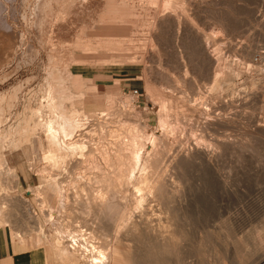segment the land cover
Wrapping results in <instances>:
<instances>
[{"label":"rangeland","instance_id":"1","mask_svg":"<svg viewBox=\"0 0 264 264\" xmlns=\"http://www.w3.org/2000/svg\"><path fill=\"white\" fill-rule=\"evenodd\" d=\"M48 1L47 8H52H49V11L45 8L42 14L44 17L47 16L46 12L48 17L53 14L50 19L47 17L49 20L45 18L52 21L50 24L41 20V14H35L36 4L40 0H0V31L3 30L0 33L4 35L5 41L9 37L12 43L9 55L6 56L4 51H0V94H6L2 106L5 114H11V117H8L11 120L8 119L0 130L6 131L10 125H16L17 121H23L30 114L32 116L33 110L40 111L38 113L41 114L42 121L49 119V103L52 97L57 98V93L51 91L54 90L53 81L48 73L54 61L60 65L65 57L74 53V91L84 92L86 99L88 98L84 103H78V106H82L80 108L89 113L87 114L94 121L91 128L97 127L98 131L96 127L93 130L97 131L95 135L100 136L101 141L95 136V143H98L96 147H101L95 150V159L104 164L103 152L100 149L111 147V142H121L116 136L108 134L110 130L121 133L123 141L127 142L135 136L138 140L147 141V144L149 140L153 141L162 134L167 140V149L162 144H156L159 146L154 149L157 155H154V152L151 158H154L152 162L155 158L158 160L156 162L159 170L160 167L163 169L157 170L154 162L155 166L147 168L146 171L155 173L154 176L164 177V180L166 177L164 183L170 185L165 183L167 190L161 187L162 192L168 191L163 192L168 198L161 192H155L154 197H148V200L151 198L152 201L144 203V207L135 203L138 195V192L137 195L133 194L136 191V180L128 182L124 186L126 189L121 191L123 193H118L116 199L120 198L119 202L115 199V204L118 203V206L123 208L116 205L114 210L104 209L103 214L99 207L91 202V208L85 207L86 210L91 209V212L86 211L82 204H79L82 202L80 198L82 197L85 203L91 195L92 198L90 196L88 200L90 202L92 199L94 202L100 193L97 183L89 184L85 180L87 173L92 175L86 171L88 168L82 169L81 177L85 181H81L74 172L63 170L67 166L65 161L59 162L58 165H48L43 154L49 149V143L41 129L36 136L30 137L29 142L22 136L20 146L16 149L10 145L14 137H7L9 140L0 138L1 161L5 162L4 166L14 168V176L18 179L15 181L9 177L4 180L2 178L0 186L6 188L12 198H27L31 211L41 226L38 232L31 230L30 226L26 227L34 224H27L28 219L21 217L25 215L23 206L20 205L21 209L9 204L7 208H14L15 216L12 214L13 218L2 217L5 221L1 219V224L5 222L2 225L8 226L6 229L9 230L13 241L17 242L14 234L17 235L19 228L21 231L24 230L23 227L28 228V233L25 231L26 234L22 238L25 240L22 249L34 248L38 254L47 251L50 264H77L71 255L67 257L69 261H66L65 257L64 260L58 256L59 258L53 261L51 258L54 249H57L56 240L59 238L56 230L83 226L82 228L86 229L91 227L87 230L101 238L105 247L111 248V262L105 264H264V0H88L89 3L87 0ZM53 1L56 2L53 4ZM79 4L87 6L86 9ZM67 8L71 12L66 10ZM89 12H92L91 15ZM38 18L43 23L38 21V24ZM83 19L87 20V24ZM40 24L43 25L39 27ZM41 30L45 32L42 40ZM160 34L161 37L158 36ZM152 41L157 43L158 47L155 44L154 49L150 47L149 43ZM54 51H60V54ZM17 89H20V92ZM101 111L109 112L110 115L113 113L112 125L104 124L106 128L100 126L98 117ZM224 116L228 118L225 119ZM214 120L221 124L218 122L217 126ZM206 121L209 124L213 121V124L207 126ZM162 122L167 128L171 127L170 131L164 129L166 127ZM135 125L138 126L137 129ZM135 129L137 131H133ZM162 130L165 132H161ZM144 132L147 136L141 137ZM101 133H105V137L100 135ZM147 137L151 139H146ZM160 146L165 147L164 152ZM115 147L114 145L112 148ZM186 149H192L195 156L191 150L189 154ZM210 150L212 151L209 152ZM179 153H188L190 156ZM193 156L194 158H191ZM175 162L181 172L175 167ZM41 167H47L48 171L52 169V172L44 175L38 171ZM54 168H57L56 171ZM139 170L137 179L141 176ZM178 173L185 176L182 177ZM50 174L57 176L56 178L61 176L57 180L62 182L66 189L62 187L58 188V191L54 188V193V189L48 185ZM172 176L179 179L182 177V184L178 186L179 182H175V185V178ZM40 185L42 187L38 188ZM83 187L89 188L86 189L89 193L84 192ZM81 190L86 196L83 197ZM125 190L130 193L127 194ZM180 190L184 191L181 193ZM37 193L40 195L37 196ZM76 194L79 197H76ZM124 196L129 199L126 201ZM77 198L78 204L75 203ZM159 204L161 208H166L162 210ZM133 207L136 208L131 220L134 224L130 221L129 227H123L113 219L125 209L134 211ZM137 211L146 217L161 216L163 220L159 222L160 218L154 219L156 223L161 224L151 227L140 226L138 222L141 215ZM48 213H53L54 219H48ZM168 215L173 218V222ZM110 216L112 218H108ZM92 220L94 226L91 225ZM113 221L117 224L114 225ZM124 228L128 235L124 233ZM155 234L167 235L169 239L164 242L156 240ZM68 235L63 233V236H67L64 239L66 244L71 239ZM171 235L174 239L170 238ZM42 257V261L49 264L45 256Z\"/></svg>","mask_w":264,"mask_h":264},{"label":"bare ground","instance_id":"2","mask_svg":"<svg viewBox=\"0 0 264 264\" xmlns=\"http://www.w3.org/2000/svg\"><path fill=\"white\" fill-rule=\"evenodd\" d=\"M133 1V0H132ZM172 1V0H171ZM48 0H40V2L39 3H37L36 5V12H35V14H37V15H39V14H41L42 15V17H41V20L42 21H47V20H45V18L46 19H48L49 17H51L52 15H50L49 17H48V13L46 12V14H47V16L46 17H44L43 16V14H42V12L44 13L45 11L44 10H46L45 8H47V5H48ZM52 1H50V3H51ZM54 2H56V1H53V4H54ZM58 2H59V0H58ZM84 2V1H83ZM83 2H82V4H83ZM86 2H88V0L86 1ZM143 2V1H142ZM141 2V3H142ZM224 2V1H223ZM77 3V2H76ZM89 3V2H88ZM88 3H86V4H88ZM103 3H105V2H103ZM130 3V2H129ZM145 3H147V1L145 2ZM166 3V2H165ZM169 3V2H168ZM167 3V4H168ZM56 4V3H55ZM58 4V3H57ZM57 4H56V6H57ZM80 4H81V2H80ZM79 4V5H80ZM85 3H84V5H86ZM218 4V3H217ZM72 5V4H71ZM70 5V6H71ZM93 5V4H92ZM91 5V6H92ZM156 5V4H155ZM158 5V4H157ZM170 5V4H169ZM49 6V5H48ZM59 6V5H58ZM57 6V7H58ZM74 6H75V4H74ZM81 6V5H80ZM83 6V5H82ZM81 6V7H82ZM164 6V5H163ZM54 7V6H53ZM67 7H69V6H67ZM71 7H73V5L71 6ZM83 7H85V6H83ZM87 7V6H86ZM86 7L84 8V9H86ZM100 7V6H99ZM165 7V6H164ZM172 7H174V6H172ZM52 8V6L51 7H48L47 8V11H49L50 9ZM103 7H101V9H102ZM163 8V7H162ZM169 9L171 8L170 6L168 7ZM167 8V9H168ZM56 9V8H55ZM54 9V11L56 12V10ZM62 9H64V8H62ZM70 9V8H69ZM81 9H83V8H81ZM88 9V8H87ZM92 9V8H91ZM178 9V8H177ZM176 9V10H177ZM66 10H68V8L66 9ZM96 10V9H95ZM95 10H93V15H95ZM149 10V9H148ZM68 11H70V10H68ZM73 11V10H72ZM78 11H79V9H78ZM92 11V10H91ZM122 11V10H121ZM125 11V10H124ZM167 11H169V10H167ZM171 11V10H170ZM41 12V13H40ZM71 12V11H70ZM87 12V11H86ZM149 12V11H148ZM185 12V11H184ZM49 13H51V12H49ZM54 13V12H53ZM68 13V12H67ZM75 13V12H74ZM90 13V15H91V13L92 12H89ZM106 13V12H105ZM178 13H179V9H178ZM69 14V13H68ZM97 15V14H96ZM148 15H149V13H148ZM170 15V14H169ZM168 15V16H169ZM172 15H175V14H172ZM85 16V15H84ZM130 16V15H129ZM176 16V15H175ZM48 17V18H47ZM92 17H94V16H92ZM221 17V16H220ZM118 18H120V17H118ZM168 18V17H167ZM180 18V17H179ZM50 19V18H49ZM48 19V20H49ZM52 19V18H51ZM151 19V18H150ZM171 19V18H170ZM84 20V19H83ZM93 20V19H92ZM124 20V19H123ZM38 21H39V18H38V20H37V23H38ZM41 21V22H42ZM54 21V20H53ZM87 20H84L83 22H85L86 24H87V22H86ZM94 21V20H93ZM173 21H174V19H173ZM172 21V22H173ZM40 21H39V23H41ZM44 22V23H45ZM47 22H49L48 24H50L52 21H47ZM46 22V23H47ZM73 22H74V20H73ZM164 22H165V20H164ZM38 23V24H39ZM43 23V22H42ZM96 23V22H95ZM94 23V24H95ZM179 23H181V21L179 22ZM55 24V23H54ZM43 24H40L39 25V27L40 26H42ZM89 25V24H88ZM153 25V24H152ZM171 25V24H170ZM73 26V25H72ZM163 26V25H162ZM219 26V25H218ZM233 26V25H232ZM44 27V26H43ZM70 27V26H69ZM179 27H181V26H179ZM153 28V27H152ZM229 28V27H228ZM42 29H44V28H42ZM155 29V28H154ZM162 29V28H161ZM217 29V28H216ZM221 29H222V27H221ZM221 29H220V31H221ZM180 30V29H179ZM218 30H219V27H218ZM217 30V32H220V31H218ZM2 32H3V30H1ZM0 31V32H1ZM42 31V33L43 34H41L42 36H40V38H41V40H42V37H43V35H45V32L43 31V30H41ZM222 31H223V29H222ZM151 32V31H150ZM155 32V31H154ZM160 33V32H159ZM224 33V32H223ZM223 33H221V34H223ZM227 33V32H226ZM155 34V33H154ZM154 34H152V35H154ZM144 35V34H143ZM147 36V35H146ZM158 36H160L161 37V34L160 35H158ZM20 37V36H19ZM150 38V37H149ZM153 38H155V37H153ZM166 38V37H165ZM202 38V37H201ZM5 38H4V35H2L1 33H0V51H4V53H5V55L7 56V55H9V52H10V48H11V46H12V43L10 42V39H9V37L7 38V41H5L4 40ZM131 39V38H130ZM157 39V38H156ZM73 40V39H72ZM143 40H145V39H143ZM151 40V39H150ZM160 40V39H159ZM206 40V39H205ZM23 41V40H22ZM112 41V40H111ZM115 41H116V39H115ZM120 41H122V40H120ZM124 41V40H123ZM127 41V40H126ZM125 41V42H126ZM148 41H149V39H148ZM157 41H158V39H157ZM201 41H202V39H201ZM13 42V41H12ZM150 42V41H149ZM159 42V41H158ZM91 43V42H90ZM104 43V42H103ZM160 43V42H159ZM162 43V42H161ZM160 43V44H161ZM148 44V43H147ZM150 44V47H152L153 49H154V47H155V45L157 44V43H153V41L151 42V43H149ZM153 44H155L154 46H153ZM163 44V43H162ZM161 44V45H162ZM14 45V44H13ZM145 45V44H144ZM159 45V44H158ZM205 45V44H204ZM157 46V45H156ZM31 47V46H30ZM71 47V46H70ZM158 47V46H157ZM161 47V46H160ZM149 50V49H148ZM158 50V49H157ZM68 52H69V50H67ZM154 51H156V50H154ZM35 52H36V50H35ZM53 52V51H52ZM55 53H57V51H54ZM70 52H72V51H70ZM157 52V51H156ZM52 54V53H51ZM57 54H60V51H58V53ZM56 54V55H57ZM67 54V53H66ZM65 54V55H66ZM50 55V54H49ZM68 55V54H67ZM155 55V54H154ZM52 56H53V54L52 55H50V57H51V59L50 60H52ZM76 54H74V53H72V54H70L69 56H67V57H65V60H63V62H62V64H60V65H57L56 64V62L54 61L53 62V67L50 69V73H48V74H50V77H51V79H52V81H53V88H54V90L52 89L51 91L52 92H54V91H56V96H57V98L56 97H52V101H51V103H49V105H50V113L51 114H48V115H50V117H49V119L47 120V121H42L41 119H40V116H41V114H39L38 113V111H32L33 112V114H32V116H31V114L30 115H28V117H26L23 121H17V124L16 125H10L8 128H7V130L6 131H2V130H0V138L1 139H7V140H9V138H7V137H14V140L12 141V144H10V142H11V139H10V142H9V144L11 145V146H13L15 149L16 148H18L19 146H20V143H21V138H22V136H25V141L26 142H29V140H30V137L31 136H36L38 133H39V130L41 129L42 130V132L44 133V135H45V137H46V140L48 141L47 143H49V149L43 154L44 155V159H45V162L46 163H48V165H54V164H57L58 165V163L59 162H61V161H65L66 163H67V166H66V168L65 169H63V170H66V172H69V171H71V172H74L75 174H76V177L79 179V178H81L82 179V173L81 172H83L82 171V169H84V168H88V169H90V170H86L87 172H90V173H92V175H90V174H86V176H87V178H85V180H87L88 182H89V184L90 183H92V182H95V183H97L96 185H98V187H99V194H98V196L95 198V200H94V202L92 201V199L90 200V202H89V200H88V198L91 196V195H89L88 196V194H87V196H88V198L86 199V201H85V203H83V199H81L80 198V201L82 200V202H80L79 204H82V206H83V208L85 209V207H86V209L87 208H91L92 207V205H91V202H92V204H94V205H96L97 207H99V209H100V212L101 213H103V212H105L104 211V209H108V210H114L115 208H116V205H117V207L118 208H121V207H119L118 206V203H116L115 204V199L116 198H118L117 196H119L118 195V193L120 194L121 193V191H122V189L123 188H125L126 189V187H124L125 186V184H127L128 182L130 183H132V181L134 182L135 180H136V182H135V187L134 188H136V191L135 192H133V194L135 193L136 195H137V192H138V195H137V197L135 198V203L136 204H138V206L139 205H142V206H144L143 204L144 203H146L147 201H149V203L152 201L151 200V198H149L150 200H148V197H154V194H155V192H156V194L157 193H163V192H167L168 193V191H161V187H164L165 186V183H166V185L168 186V185H170V183L168 184L167 182H165L164 183V181H166L167 180V178L165 177V179L166 180H164L163 178V176H165L164 174H163V178H161V177H157V176H154V174H150V172L148 173L147 171H146V169L147 168H149V167H152V166H155V163H156V166H155V168H157V170H159V168H158V166H157V163L158 162H156V158H155V163L154 162H152L153 161V159L154 158H151L152 156V153H154L155 152V150L154 149H156L155 147H157L158 145H160V144H162V145H164L165 146V142L167 141L166 139H165V137L164 136H162V134L161 135H157L158 136V138H156L155 140L153 139V141L151 140H149V143L147 144V141H143V140H138L135 136H133V134H132V132H131V135L133 136V138H131V139H129V140H127V142L126 141H123L122 139H124V138H122V136H121V133H119L117 130H110L109 131V133L108 134H110V136H116L117 137V139L118 140H121V142H115V143H112L111 142V144L114 146H116L115 147V149L114 148H112L113 146L111 145V147L110 146H108V148H107V146H105V147H103V149H100V150H102V159H103V162H104V164H102V163H100V162H98L96 159H95V156H94V152H95V150H99V148H101V147H96L97 146V144L98 143H95V136H98V135H95V134H97L96 132L98 131L97 130V127H96V132H95V130H93L94 128H91V126L93 125L92 124V121L93 120H91V118H90V116L88 115L89 113L88 112H86V111H84V110H82L81 108H82V106H78V103H80L81 101H83V103H84V100H87L86 99V94L84 93V92H75L74 91V87H73V83H72V80L74 79V77H75V72H74V66H75V64H73L74 63V61L76 60ZM55 59V57L53 58V60ZM61 59V58H60ZM49 60V58H48V61H50ZM56 61H58L57 60V57H56ZM52 62V61H51ZM50 63V62H49ZM56 65H55V64ZM52 63H50L49 65L50 66H52L51 65ZM47 80V79H46ZM46 82V81H45ZM47 84L49 85V83L47 82ZM19 86V85H18ZM17 86V87H18ZM14 88V87H13ZM14 89H16V87L14 88ZM11 90H13V89H11ZM18 90V89H17ZM19 92H20V89L18 90ZM12 92V91H11ZM14 92V91H13ZM12 92V93H13ZM1 93V92H0ZM15 93L17 94V92H16V90H15ZM48 93H49V91H48ZM12 95V94H11ZM52 95V94H51ZM4 96L6 97V94H0V129L2 128V126H3V124L5 123V122H7L8 121V117L10 116L11 117V114H5V109H4V107L2 106V103H4ZM13 96H15V95H13ZM19 95L17 94V96L16 97H18ZM49 96V95H48ZM92 96H94V95H92ZM10 98V97H9ZM8 98V99H9ZM13 98V97H12ZM55 98V99H54ZM95 98V97H94ZM6 99V98H5ZM14 99H17V98H15L14 97ZM19 99V98H18ZM17 99V100H18ZM12 100V99H11ZM44 100H46V99H44ZM203 100V99H202ZM191 101V100H190ZM204 101V100H203ZM15 102H16V100H15ZM49 102V101H48ZM18 103V102H17ZM82 103V102H81ZM12 104V103H11ZM10 104V105H11ZM43 104H44V102H43ZM68 104V105H67ZM202 104V103H201ZM204 104V103H203ZM7 105H8V102H7ZM14 104H12L11 106H13ZM17 105V104H16ZM82 105V104H81ZM205 105V104H204ZM44 106H45V104H44ZM43 106V107H44ZM10 107V106H9ZM9 107H7L8 108V110H9ZM12 108V107H11ZM13 108H14V106H13ZM12 108V109H13ZM41 108V107H40ZM39 108V109H40ZM46 108H48V107H45V109ZM204 108V107H203ZM231 108V107H230ZM44 109V108H43ZM49 109V108H48ZM11 111V110H10ZM44 111V110H43ZM110 111V110H109ZM170 111V110H169ZM19 112V111H18ZM40 112V111H39ZM171 112V111H170ZM210 112V111H209ZM214 112V111H213ZM12 113V112H11ZM88 113V114H87ZM100 113V116L98 117V122L100 123V126H103L104 124H111V123H113V121H112V119H113V113L111 114L112 115V118H111V115L109 114V112H105V111H101V112H99ZM204 113H205V111H204ZM221 113V112H220ZM14 114V113H13ZM16 114V113H15ZM21 114V113H20ZM171 114V113H170ZM216 114V113H215ZM25 115V114H24ZM99 115V114H98ZM115 115V114H114ZM21 116V115H20ZM97 116V115H96ZM17 117V116H16ZM173 117V116H172ZM219 117V116H218ZM225 117V116H224ZM227 117V116H226ZM226 117H225V119H226ZM115 118V117H114ZM228 118V117H227ZM38 119H40V120H38ZM167 119V118H166ZM172 119V118H171ZM207 119V118H206ZM220 119V117L218 118V120ZM222 119H223V117H222ZM225 119H223V120H225ZM9 120H11V118L9 119ZM38 120V121H37ZM120 119H118V121H119ZM169 120V119H168ZM175 120V119H174ZM179 120V119H178ZM117 121V122H118ZM164 121H166V120H164ZM215 122H217L216 120H214ZM227 121V120H226ZM94 122V121H93ZM96 122V121H95ZM115 122V121H114ZM173 122V121H172ZM207 122V121H206ZM210 122V121H209ZM212 123H210L211 125L213 124V121H211ZM215 122H214V124H215ZM219 122V121H218ZM217 122V126H218V124L221 122L222 123V121H221V119H220V122L218 123ZM228 122V121H227ZM227 122H226V124H227ZM116 123V122H115ZM122 123V122H121ZM123 123H125L124 121H123ZM127 123H129V122H127ZM163 123V125H165V123L164 122H162ZM162 123L160 124L161 126H162ZM168 123H170V122H167V124ZM174 123V122H173ZM172 123V124H173ZM177 123V125H178V122H176ZM175 123V124H176ZM182 123V122H181ZM181 123H180V125H181ZM205 123V122H204ZM208 123V122H207ZM206 123V125L208 126V125H210L209 123L207 124ZM220 123V124H221ZM224 123V122H223ZM8 124V123H7ZM6 124V125H7ZM117 124V123H116ZM126 124V123H125ZM125 124H123V125H125ZM97 125V124H96ZM112 125V124H111ZM174 125V124H173ZM176 125V126H177ZM179 125V126H180ZM205 125V124H204ZM224 125V124H223ZM117 126H118V124H117ZM128 126V125H127ZM129 126H130V124H129ZM136 126V125H135ZM169 126H171V125H169ZM176 126L174 127V126H172V127H174V128H176ZM194 126V125H193ZM103 127H105V126H103ZM134 127V126H133ZM137 127L138 126H136V129H137ZM164 127V126H163ZM165 127L166 128H164V129H167L168 131H170V129L169 128H171V127H169V128H167V126L165 125ZM212 127V126H211ZM106 128V127H105ZM109 128H111V127H109ZM127 128V127H126ZM125 128V129H126ZM129 128V127H128ZM127 128V129H128ZM160 128H162V127H160ZM173 128V130H175ZM178 128V127H177ZM176 128V129H177ZM180 128V127H179ZM108 129V128H107ZM106 129V130H107ZM116 129V128H115ZM122 129V128H121ZM124 129V128H123ZM126 129V131L128 132V130ZM133 130V131H137V130ZM163 129V128H162ZM204 130H207V129H205V128H203ZM105 130V129H104ZM120 130V129H119ZM129 130L130 131H132L130 128H129ZM141 130V129H140ZM166 130V131H167ZM172 130V131H173ZM100 132H102V131H100ZM106 132V131H105ZM121 132V131H120ZM126 132V133H127ZM161 132H165V130H162ZM174 132V131H173ZM172 132V133H173ZM123 133V132H122ZM125 133V134H126ZM138 133V132H137ZM136 132H135V134H137ZM105 134V133H104ZM104 134H100V135H104ZM144 135L143 136H141V137H145V136H147L146 134V132H144L143 133ZM167 134V133H166ZM168 134H169V132H168ZM106 135V134H105ZM105 135H104V137H105ZM127 135V134H126ZM141 135H142V133H141ZM165 135V134H164ZM129 136V135H128ZM131 136V137H132ZM155 136V135H154ZM103 137V136H102ZM101 137V138H102ZM104 137H103V140H104ZM115 137V138H116ZM130 137V136H129ZM167 138H168V136H166ZM173 137V136H172ZM98 138H99V141H100V136H98ZM115 138H113V141H114V139ZM108 139H110V138H108ZM116 139V140H117ZM146 139H151V138H149V137H147ZM106 140V139H105ZM104 140V141H105ZM126 140V139H125ZM2 141H4V140H2ZM98 141V142H99ZM1 142V141H0ZM6 142V141H5ZM101 142V141H100ZM99 142V143H100ZM152 142V143H151ZM169 142V141H168ZM24 143V142H23ZM106 143H107V140H106ZM108 143H109V141H108ZM159 143V144H158ZM173 143V142H172ZM2 144V143H1ZM156 144H158L157 146H156ZM168 144V143H167ZM4 145V144H3ZM9 145V146H10ZM22 145V144H21ZM101 145V144H100ZM107 145V144H106ZM161 145V146H162ZM172 145V144H171ZM171 145H170V147H171ZM160 146V148L162 149V151H163V149L165 150V147L164 148H162ZM168 146V145H167ZM2 147V146H1ZM0 147V148H1ZM151 149H150V148ZM159 147V146H158ZM198 148H199V146H197ZM196 147V148H197ZM149 148V149H148ZM201 148V147H200ZM199 148V149H200ZM112 149H114V150H112ZM166 149H167V147H166ZM169 149V148H168ZM183 149V148H182ZM189 149V148H188ZM193 149V148H192ZM192 149H190L191 150V153H192V155L194 154V156H195V153H193L192 151ZM202 149V148H201ZM204 149V148H203ZM3 150V149H2ZM160 150V149H159ZM158 149H157V151H159ZM187 150V149H186ZM190 150H187L188 151V153L189 154H191L190 153ZM198 150V149H197ZM161 151V150H160ZM162 151H161V153H162ZM167 151V150H166ZM182 151V150H181ZM212 150H210L209 152H211ZM97 152V151H96ZM164 152V151H163ZM170 152V151H169ZM180 152V151H179ZM186 152V151H185ZM194 152H195V148H194ZM183 153H184V150H183ZM183 153H179V155H183ZM187 153V154H188ZM197 153V152H196ZM199 153V152H198ZM201 153V152H200ZM4 154V153H3ZM98 154V153H97ZM186 154V153H185ZM184 154V155H185ZM186 154V155H187ZM100 155V154H99ZM154 155H157V153L155 152L154 153ZM183 155V156H184ZM191 155V156H192ZM198 155V154H197ZM160 156V155H159ZM188 157L190 156V155H187ZM194 156L193 157H191V158H194ZM96 157H97V155H96ZM186 157V156H185ZM199 157H201V156H199ZM5 159H6V157H4ZM98 158V157H97ZM187 158V157H186ZM196 158V157H195ZM205 158H206V156H205ZM160 159V158H159ZM201 159V158H200ZM7 160V159H6ZM173 160V159H172ZM193 160V159H192ZM198 160V159H197ZM203 160V159H202ZM158 161V160H157ZM160 161H161V159H160ZM193 161H195V160H193ZM192 161V162H193ZM177 162V161H176ZM175 162V167H177V163ZM189 162V161H188ZM187 162V163H188ZM5 163V162H4ZM4 163H3V161H1V158H0V180L2 179V180H4L5 178H12V179H15V181L16 180H18L17 178H15V176H14V174H16L15 173V170H14V168H12V167H10V166H4ZM153 163H154V165H153ZM160 163V162H159ZM189 163H191V162H189ZM8 164V161H7V163H6V165ZM164 164V163H163ZM160 166H161V163H160ZM173 166V165H172ZM52 167V166H51ZM50 167V168H51ZM56 167V166H55ZM59 167V166H58ZM42 168V167H41ZM179 168V166L177 167V169ZM40 169V168H39ZM52 169H53V167H52ZM51 169V170H52ZM56 169L57 168H54V170L56 171ZM139 169H141V170H143V171H140ZM161 169H163V168H161L160 167V170ZM173 169H175V171L177 170L176 168H174L173 167ZM182 169V168H181ZM48 171L47 170V167H43L42 169H40V170H38V171H41V172H43V174L45 173V174H47L48 172H52V171ZM140 171L141 172V176L137 179V176H138V174H137V171ZM150 170V169H149ZM159 170V171H160ZM179 170V169H178ZM37 170H36V172H38ZM58 171V170H57ZM180 171V170H179ZM178 171V172H179ZM40 172V173H41ZM65 172V173H66ZM181 172V171H180ZM183 172V171H182ZM54 173V172H53ZM70 173V172H69ZM73 173V174H74ZM86 173V172H85ZM144 173V174H143ZM185 173V172H184ZM44 174V175H45ZM59 174V173H58ZM57 174V175H58ZM64 174V173H63ZM68 174V173H67ZM66 174V175H67ZM82 174V175H81ZM143 174V175H142ZM171 174V173H170ZM175 174H176V172H175ZM178 174H180V173H178ZM55 175H56V173H55ZM55 175H53V174H50L49 175V181H48V185H49V187H52L53 189L54 188H56V189H58V188H62L63 186H62V182H60V181H58L57 179L59 178V177H61V176H59L58 178H56L55 177ZM79 177H78V176ZM90 175V176H89ZM137 175V176H136ZM177 175V174H176ZM181 175V174H180ZM5 176V177H4ZM68 176V175H67ZM71 176V175H70ZM73 176V175H72ZM178 176V175H177ZM176 176V177H177ZM182 176V175H181ZM183 176H185V175H183ZM182 176V177H183ZM18 177V176H17ZM84 177V176H83ZM179 177V176H178ZM177 177V178H178ZM181 177V178H182ZM69 178V177H68ZM71 178V177H70ZM76 178V179H77ZM172 178H175V177H173L172 176ZM177 178H175L174 180H173V182H174V184H175V182H179V183H177V185L179 184H182V183H180V182H182V181H180L181 180V178L179 179H177ZM46 179H47V175H46ZM62 179V178H61ZM75 179V180H76ZM69 180V179H68ZM73 180V179H72ZM84 179H82L81 181H85ZM172 180V179H171ZM175 180H177V181H175ZM185 180V179H184ZM14 181V180H13ZM78 181V180H77ZM76 181V182H77ZM1 182V181H0ZM169 182V181H168ZM172 182V183H173ZM184 182V181H183ZM72 183V182H71ZM74 184V183H73ZM76 184V183H75ZM92 184H94V183H92ZM174 184H172V185H174ZM184 184H186V183H184ZM76 185H80V184H76ZM87 185V184H86ZM95 185V186H96ZM128 185H130V184H128ZM133 185V184H132ZM176 185V184H175ZM178 185V186H179ZM65 186H66V184H65ZM75 186V185H74ZM88 186V185H87ZM127 186V185H126ZM182 186V185H181ZM181 186L179 187V189L181 188ZM184 186V185H183ZM182 186V187H183ZM40 187H42V185H40L38 188H40ZM130 187V186H129ZM173 187H177V186H173ZM185 187V186H184ZM66 189V187H63L62 189ZM77 188H79V187H77ZM95 188V190L97 191V189ZM166 190H167V188L166 187H164ZM164 188H162L163 190H164ZM169 188V187H168ZM8 189V188H7ZM64 189V190H65ZM81 189V188H80ZM87 188H85V187H83L82 188V190L85 192V191H87L86 190ZM90 189H92L91 187H90ZM159 189V190H158ZM170 189H171V187H170ZM174 188H172V190H173ZM81 190V191H82ZM130 190V189H129ZM158 190V191H157ZM58 191H59V189H58ZM61 191V190H60ZM83 191H82V193H83ZM127 190H125L124 192H126ZM171 191V190H170ZM175 191V190H174ZM178 192H179V190H177ZM181 191H184V190H180V192ZM88 192V191H87ZM54 193H55V189H54ZM64 193V192H63ZM62 193V194H63ZM89 193V192H88ZM123 193V192H122ZM121 193V194H122ZM127 194H129L128 192H126ZM160 193V194H161ZM170 193H172V192H170ZM182 193V192H181ZM180 193V194H181ZM185 193V192H184ZM125 194V193H124ZM123 194V195H124ZM126 194V195H127ZM164 194V193H163ZM173 194V193H172ZM177 194H179V193H177ZM40 195V193H37V196H39ZM42 195V194H41ZM76 195H78V194H76ZM83 195V197H84V195L86 196V194H82ZM122 195V196H123ZM149 195V196H148ZM165 195V197H167L168 198V196H166L167 194H164ZM171 195V194H170ZM183 195V194H182ZM94 196H95V194H94ZM93 196V197H94ZM121 196V197H122ZM134 196V195H133ZM59 197V196H58ZM63 197V196H62ZM76 197H79V195L78 196H76ZM124 197H126V196H124ZM123 197V198H124ZM128 197H129V195H128ZM128 197H126V198H124V199H126V201H127V198ZM131 197V196H130ZM129 197V198H130ZM135 197V196H134ZM133 197V198H134ZM183 197H185L184 195H183ZM91 198H92V196H91ZM98 198V199H97ZM128 198V199H129ZM156 198V197H155ZM39 199V198H38ZM79 198H77L76 199V201H75V203H77L78 204V202L77 201H79L78 200ZM120 199V198H119ZM119 199H116V202L118 201L119 202ZM122 199V198H121ZM153 199V198H152ZM175 199V198H174ZM185 199V198H184ZM154 200V199H153ZM163 200H164V198H163ZM182 200V199H181ZM123 201V200H122ZM156 201H157V204H158V200L156 199ZM30 201L27 199V198H25L24 196H20V197H10L9 195H8V192H7V190H6V188H4L2 185L0 186V227H1V225L3 224V223H5V222H3L2 224H1V219H2V217H4V216H9V218H13V216H12V214H14L15 212V209L13 208V210L11 209H9V208H7V206L9 205V204H11L12 205V207L13 206H17V207H20L21 208V206H23V209H24V214L25 215H21V217H23L24 218V216H25V219L27 220L28 219V222H27V224H34V225H28V226H26V227H29L30 226V228H31V230H33V231H35V232H38L39 231V228L41 227L40 226V224H39V221H38V219H37V217L35 216V215H33V213H32V211H31V204L29 203ZM130 202V201H129ZM155 202V201H154ZM45 202H43V205H45L44 204ZM74 203V204H75ZM120 203H121V200H120ZM124 203H125V200H124ZM127 203V202H126ZM156 203V202H155ZM181 203H183L182 201H181ZM129 204V203H128ZM136 204H134V205H136ZM166 204V203H165ZM21 205V206H20ZM76 205V204H75ZM93 205V206H94ZM154 205V204H153ZM160 205V204H159ZM133 206V205H132ZM137 206V207H138ZM155 206H156V204H155ZM154 206V207H155ZM158 206V205H157ZM163 206H165V205H163ZM169 206V205H168ZM11 207V208H12ZM16 207V208H17ZM44 207V206H43ZM95 207V206H94ZM135 207V206H134ZM133 207V208H134ZM141 207V206H140ZM145 207V206H144ZM148 207V206H147ZM159 207V206H158ZM19 208V209H20ZM123 208V207H122ZM133 208H131V209H133ZM143 208V207H142ZM141 208V209H142ZM152 208V207H151ZM159 208H161V205H160V207ZM164 208H166V207H164ZM164 208H161L162 210L164 209ZM187 208L188 207H186V210H187ZM18 209V208H17ZM18 209V210H19ZM22 209V208H21ZM20 209V210H21ZM75 209V208H74ZM78 209V208H77ZM81 209V208H80ZM85 209V210H86ZM136 208H134V211H132V210H130V209H125V210H123L122 212H119V214H118V216H117V218H113V219H115L116 220V222H118V224L120 223V224H122L123 225V227H129V223H130V221L133 219V217H134V214L136 213L135 210ZM141 209H139V210H141ZM157 209V208H156ZM170 209V208H169ZM168 209V210H169ZM19 210V211H20ZM90 210V212H91V209H89ZM89 210H86V211H89ZM93 210V209H92ZM108 210H106V211H108ZM145 211H146V209H144ZM158 210H160V209H158ZM168 210H167V212H168ZM18 211V212H19ZM83 211V210H82ZM94 211V210H93ZM153 211V210H152ZM161 211V210H160ZM17 212V211H16ZM17 212V213H18ZM47 212V211H46ZM138 213H140L139 211H137ZM143 212V211H142ZM173 212V211H172ZM23 213V212H22ZM82 213V212H81ZM94 213H95V211H94ZM146 214H147V212H145ZM145 213H144V215H145ZM161 214H162V212H160ZM169 213V212H168ZM104 214V213H103ZM107 214H109V213H107ZM107 214H106V216H107ZM157 214V213H156ZM20 215V214H19ZM18 215V216H19ZM81 215V214H80ZM83 216H84V214H82ZM117 215V214H116ZM140 221L138 222V224L140 225V226H149V227H151V226H153V225H155V224H161V223H159V222H162V220L163 219H161V216H157V217H146V216H142V214L140 213ZM148 215H149V213H148ZM169 215H170V213H169ZM169 215H168V217H169ZM174 214H172V216H173ZM14 216H15V214H14ZM89 216V215H88ZM138 216H139V214H138ZM150 216V215H149ZM163 216V215H162ZM20 217V216H19ZM104 217V216H103ZM135 217H136V215H135ZM167 217V216H166ZM174 217V216H173ZM72 218V217H71ZM108 218H112L111 216L110 217H108ZM107 218V219H108ZM138 218H136V219H138ZM159 218H160V220L161 221H159L158 223H156L157 221L155 220L154 221V219H158L159 220ZM169 218H171V217H169ZM48 219H54V214L53 213H48ZM92 219V218H91ZM172 219V222H173V218H171ZM170 219V220H171ZM187 219V218H186ZM3 220V219H2ZM109 220H112V219H109ZM114 220V221H115ZM168 221H169V219H167ZM175 220H177V218L175 219ZM3 221H5V219L3 220ZM17 221H19V220H17ZM96 221V220H95ZM113 221V223H115ZM166 221V220H165ZM91 222H93V220L91 221ZM112 222V221H111ZM131 222H133V221H131ZM175 222H177V221H175ZM7 223V222H6ZM11 223V222H10ZM15 223V222H14ZM65 223V222H64ZM63 223V224H64ZM69 223V222H68ZM107 223H108V221H107ZM169 223V222H168ZM167 223V224H168ZM23 224H24V222H23ZM71 224V223H70ZM96 224V223H95ZM109 224V223H108ZM111 224V223H110ZM117 223H115L114 225H116ZM119 224V225H120ZM132 224H134V222L132 223ZM162 224H164V223H162ZM165 224H166V222H165ZM171 226H172V223H171V221H170V223H169ZM168 224V225H169ZM174 224V223H173ZM6 225V224H5ZM10 225V224H9ZM73 225V224H72ZM78 225V224H77ZM76 225V226H77ZM86 225V224H85ZM84 225V226H85ZM89 225V224H88ZM87 225V226H88ZM91 225L92 226H94V222H93V224L91 223ZM7 226V225H6ZM74 226V225H73ZM86 226V227H87ZM109 226V225H108ZM130 226H131V224H130ZM139 226V227H140ZM143 226V227H144ZM159 226V225H158ZM20 227V226H19ZM83 227V226H82ZM81 226H79V227H71L70 229H66V230H62V229H58V230H56V234H58V236H59V238L56 240V245H57V249H54L55 250V252L53 253V255H52V258H51V260L53 261V260H55V259H57V258H67L69 255H71L72 257H74L75 258V260H76V263L77 264H105V263H110L111 262V260H110V257H109V252H110V249L108 248V247H105L104 245H103V243H102V239L100 240L99 238H98V236L96 237L95 236V234H94V232L92 233V231H88L87 229H91V227L90 228H82ZM112 227V226H111ZM114 227V226H113ZM119 227V226H118ZM137 227H138V225H137ZM169 227V226H168ZM174 227V226H173ZM172 227V228H173ZM24 228V230L23 231H21V228H19L20 229V231H18L17 232V236L19 237V238H23L24 237V234H26V233H24L27 229H25V227H23ZM72 228H74L73 230H72ZM148 228V227H147ZM155 228V227H154ZM18 229V230H19ZM93 229H95V228H93ZM104 229V228H103ZM110 229V228H109ZM140 229V228H139ZM144 229V228H143ZM152 229V228H151ZM30 229H29V231H31ZM96 230V229H95ZM106 230V229H105ZM118 230V229H117ZM124 230H125V228H124ZM132 230H133V228H132ZM137 229L135 228V226H134V231H136ZM147 230V229H146ZM162 230V229H161ZM32 231V232H33ZM40 231H41V229H40ZM96 231H98V230H96ZM96 231H95V233H96ZM126 231V230H125ZM27 232V231H26ZM111 232V231H110ZM121 232V231H120ZM129 232H131V231H129ZM163 232V231H162ZM28 233V232H27ZM63 233H67V234H69L68 236L69 237H71V239H69L70 240V244L68 243V244H66V241L64 240L67 236H63ZM97 233H99V232H97ZM115 233V232H114ZM117 233V232H116ZM124 233H126L127 235H128V232L126 231V232H124ZM131 233H133V232H131ZM156 233V232H155ZM118 234H119V232H118ZM126 234H125V236H126ZM30 235H32V233H30ZM40 235V234H39ZM107 235V234H106ZM133 235V234H132ZM156 236H157V234H155ZM29 236V235H28ZM116 236V235H115ZM120 236V235H119ZM118 236V237H119ZM131 236V235H130ZM172 236L173 235H171L170 236V238L171 239H174V237L172 238ZM110 237V236H109ZM112 237H113V235H112ZM129 237V236H128ZM107 238H108V236H107ZM126 238V237H125ZM125 238H124V240H125ZM120 239H121V236H120ZM127 239V238H126ZM169 238H168V236L167 235H161V236H157L156 237V240H160V241H166V240H168ZM109 240V239H108ZM110 240H111V238H110ZM114 240V239H113ZM117 241V240H116ZM68 242V241H67ZM108 242H110V241H108ZM111 243V242H110ZM112 243H113V241H112ZM107 246V245H106ZM116 253V252H115ZM122 253V252H121ZM119 255V254H118ZM59 256V257H58ZM65 258H64V260H65ZM131 258V257H130ZM66 261H69L68 260V258H67V260ZM59 262V261H58ZM48 263L50 264V261H48ZM71 263V262H70ZM69 262H68V264H70ZM67 264V263H66ZM135 264V263H134Z\"/></svg>","mask_w":264,"mask_h":264},{"label":"crops","instance_id":"3","mask_svg":"<svg viewBox=\"0 0 264 264\" xmlns=\"http://www.w3.org/2000/svg\"><path fill=\"white\" fill-rule=\"evenodd\" d=\"M7 227L4 225L0 227V264H45V261H42V255L48 262L47 251L38 254L34 248L22 249L25 240L19 238L15 233L16 238L14 235L13 237L17 242H14L9 230L6 229Z\"/></svg>","mask_w":264,"mask_h":264}]
</instances>
